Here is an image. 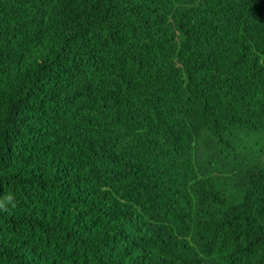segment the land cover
Here are the masks:
<instances>
[{
	"label": "trees",
	"instance_id": "obj_1",
	"mask_svg": "<svg viewBox=\"0 0 264 264\" xmlns=\"http://www.w3.org/2000/svg\"><path fill=\"white\" fill-rule=\"evenodd\" d=\"M0 264H264V0H0Z\"/></svg>",
	"mask_w": 264,
	"mask_h": 264
}]
</instances>
